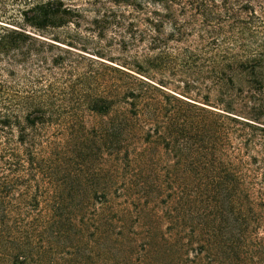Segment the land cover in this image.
<instances>
[{
    "label": "trees",
    "instance_id": "trees-1",
    "mask_svg": "<svg viewBox=\"0 0 264 264\" xmlns=\"http://www.w3.org/2000/svg\"><path fill=\"white\" fill-rule=\"evenodd\" d=\"M261 18L250 0H0V264H264V129L168 79L246 74L256 98L264 54L228 40Z\"/></svg>",
    "mask_w": 264,
    "mask_h": 264
},
{
    "label": "rangeland",
    "instance_id": "rangeland-1",
    "mask_svg": "<svg viewBox=\"0 0 264 264\" xmlns=\"http://www.w3.org/2000/svg\"><path fill=\"white\" fill-rule=\"evenodd\" d=\"M253 6L255 7V10L257 12V15H260L262 18V29H259L255 32H246L245 36L243 37V40H228L231 42L238 41V44L245 43L250 48L258 51L259 54H264V0H250ZM174 42V41H173ZM212 40H181L179 41V46H191L192 49H197L198 52H195L199 59H215V52H210L208 49L211 48ZM107 44V43H105ZM104 44V45H105ZM110 51L112 56H118L119 52L114 47V45L111 46ZM240 52V51H239ZM222 56V53H220L217 58ZM264 56V55H263ZM216 58V59H217ZM169 81H171V84H176V86H180L181 89L184 91H190L191 96H195L196 94H199L200 100H203L202 98L208 94L209 100L211 104L217 106L218 104H226L228 102H231L232 107L235 109V112L237 114H240L242 116L251 118L253 120H257L260 123H257L256 125L259 126L260 129H264V88H262L258 93H256V98H252L250 94H246V90L248 89L249 84L247 83V80H251L252 77L249 75H242L237 76L235 79V85L234 87L230 88V91L227 90V88L223 86L214 85V83L211 81L212 79L208 78L210 75L206 73V78L200 77L197 79L196 75H186V74H178V75H168ZM195 80V81H194ZM184 81H187V83H184ZM194 81V82H193ZM236 86V87H235ZM237 87L243 88V91L241 94H238L237 96H233V99H230L229 96L237 92ZM228 91V92H227ZM256 122V121H253ZM249 131V129H248ZM251 131V130H250ZM253 131V130H252ZM258 132L263 138H264V131H254Z\"/></svg>",
    "mask_w": 264,
    "mask_h": 264
}]
</instances>
